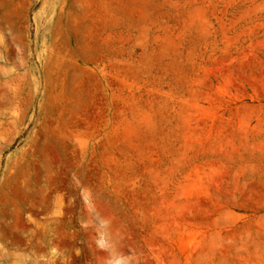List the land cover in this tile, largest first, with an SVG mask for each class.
I'll return each mask as SVG.
<instances>
[{
	"label": "rangeland",
	"instance_id": "374dc122",
	"mask_svg": "<svg viewBox=\"0 0 264 264\" xmlns=\"http://www.w3.org/2000/svg\"><path fill=\"white\" fill-rule=\"evenodd\" d=\"M0 264H264V0H0Z\"/></svg>",
	"mask_w": 264,
	"mask_h": 264
}]
</instances>
